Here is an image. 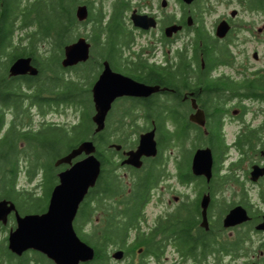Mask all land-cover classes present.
I'll return each mask as SVG.
<instances>
[{
  "label": "flooded vegetation",
  "instance_id": "flooded-vegetation-1",
  "mask_svg": "<svg viewBox=\"0 0 264 264\" xmlns=\"http://www.w3.org/2000/svg\"><path fill=\"white\" fill-rule=\"evenodd\" d=\"M73 2L77 35L65 45L78 38L88 43V59L73 66L88 64L94 67L93 77H85L90 79L86 94L91 102V115L95 112L92 87L105 63L113 72L145 85L158 86V90L147 95L116 97L111 102L101 130L109 127L114 131L127 132L122 141H112L107 145L115 151L116 175H119V169L124 170L123 176L147 175L153 166L155 174L159 175L156 185L145 189L148 193L140 201L141 204H135L133 199L142 190H127L128 197H134L130 198L128 207L136 211L125 242L114 247L110 255L108 253L109 264H113L111 259L116 264H264V230L256 229L264 211L258 208L254 211L253 203L248 201L250 190L257 187V200L264 204V174L256 180H252L250 174L254 166L264 165V85H257L259 88L255 91L246 88L250 82H264V64L257 68L253 64L254 60H264V0ZM232 3L234 5L229 9ZM218 6H224L225 12L217 14L210 25L206 24L204 18L215 13ZM78 8H85L84 18H78ZM118 17L124 33L119 40L123 41L119 42L120 59L114 62L102 57L101 45L93 32L106 33L104 26L114 24V18ZM99 25L103 30H99ZM86 28L87 31L84 30ZM140 38L144 39L143 43H139ZM93 52L96 59L92 58ZM211 54H214L212 63L209 62ZM150 72L173 78L176 85L147 82L137 76ZM206 77L216 78L222 87L214 90L202 85ZM198 81L201 84L197 85ZM174 116L179 123L174 122ZM192 116H200L203 124L196 123ZM182 126L183 131L188 129L184 140L177 135ZM233 127L236 129L233 130ZM152 129L157 154L142 156L140 168L122 164L126 158L124 153L136 148L139 135ZM162 130L173 132L178 138L174 135L167 139L166 134H161ZM214 131H217L216 136ZM130 132H138L137 138L131 139ZM186 141L192 143L187 163L178 148ZM94 145L96 147L95 142ZM198 148L210 149L212 165L209 179L192 172L191 162ZM165 149H171L170 158H164ZM83 157L84 154H81L72 161ZM245 157L246 161L249 160L248 166L241 175L242 180L237 179L234 170L239 167L240 171ZM68 166H55L56 176ZM183 171L190 174L189 179L184 177ZM169 179H174L183 187L182 190L176 189L174 183L160 187L170 182ZM246 183L250 186L247 187ZM229 184L237 187L232 193L239 194L241 198L238 201L228 202L224 196V187ZM154 197L158 203L157 212L147 213L146 208ZM203 198L207 201L205 217L202 212ZM235 206L243 207L248 219L236 222L233 218L225 222V216ZM12 218L14 223L8 232L16 226L13 211L8 214L7 223ZM89 224L85 227L88 228ZM253 236L257 240H253ZM115 250L122 251L120 257L112 256Z\"/></svg>",
  "mask_w": 264,
  "mask_h": 264
},
{
  "label": "trees",
  "instance_id": "trees-1",
  "mask_svg": "<svg viewBox=\"0 0 264 264\" xmlns=\"http://www.w3.org/2000/svg\"><path fill=\"white\" fill-rule=\"evenodd\" d=\"M73 1L0 0V199L13 201L20 213L44 211L50 192L58 182L57 167L54 166L58 147L64 145L68 151L84 139H93L101 171L76 214L73 225L79 237L95 251L93 260L80 264H109L108 249L123 245L136 211L128 207L131 200L127 190H142L133 199L135 204H141L140 201L148 193L145 189L155 186L159 175L155 174L153 166L149 170L150 174L129 175L130 184L127 185L121 176L115 174V151L107 145L112 141H122L127 132L114 131L108 127L94 133L87 87L80 85L82 78L93 77V72L89 73L93 66L90 65V70L85 72L88 64L68 68L60 65L63 46L77 35L72 13ZM104 28L106 33L93 32L94 37L101 45L102 57L117 62L121 53L119 42L123 43L119 40L124 33L120 28L119 17L114 18V24ZM99 30H103L102 25H99ZM44 46L45 50L42 51ZM19 56L32 57L38 73L34 76H9L8 67ZM92 58L96 59L94 52ZM213 60L214 54H211L209 62ZM137 76L147 82L176 85L173 78L154 72ZM202 85L214 90L222 87L216 78L210 77H206ZM257 85L263 87L264 82H250L246 88L255 91L259 88ZM60 103L72 104L79 111L80 106L88 105L90 111H80L81 122L78 125L71 124V132L68 129L70 127L61 124L46 122L41 127L32 126L29 116L32 106L44 112V107ZM174 119V122L179 123L176 116ZM183 127L177 134L180 140H184L188 132L187 128L183 131ZM196 129L199 130L198 127ZM161 134L167 135V139L174 135L178 138L175 133L166 130H162ZM213 134L216 136L217 131ZM21 174L28 182L38 177L39 192L24 185L17 187ZM182 174L189 179L188 172L183 171ZM98 212H102L101 218L91 224L92 217ZM13 223L14 218L6 225L0 223V231ZM87 224L88 228L85 227ZM6 238L0 239V264H53L36 251L15 255L8 250Z\"/></svg>",
  "mask_w": 264,
  "mask_h": 264
},
{
  "label": "water",
  "instance_id": "water-1",
  "mask_svg": "<svg viewBox=\"0 0 264 264\" xmlns=\"http://www.w3.org/2000/svg\"><path fill=\"white\" fill-rule=\"evenodd\" d=\"M78 18L86 16L85 8L77 9ZM89 56V46L85 39L78 38L63 48L60 60L62 67H70L85 61ZM9 76L29 75L38 73L32 57L19 56L8 67ZM158 90V86H149L137 82L120 73L113 72L107 63L92 87V101L95 112L91 115L94 133L104 128V121L111 102L121 95H147ZM198 124H203L200 116H192ZM116 148L118 145H112ZM96 147L92 139H85L71 148L66 154L54 160V166L68 164L69 166L58 172V182L51 190L48 205L44 212L20 215L13 201L0 199V223H7L8 214L15 213V228L7 234V248L17 256L27 250H33L45 255L54 264H80L94 258V248L82 240L73 225L78 207L88 190L94 187L101 171L100 160L95 155ZM264 154V151L262 152ZM84 154L83 158L72 161ZM126 158L122 164L140 168L142 156L150 157L157 154L154 129L141 133L135 149L124 153ZM212 157L209 148H198L192 158L191 168L196 175H205L209 179L211 174ZM251 179L256 180L264 174L262 167L254 166L250 172ZM207 201L203 198L202 207L205 217ZM239 218H237V216ZM236 217V218H235ZM236 222L248 219L246 210L235 206L225 216V222L233 219ZM231 224V223H229ZM256 229L264 230V216L256 225ZM121 250H115L113 257H120Z\"/></svg>",
  "mask_w": 264,
  "mask_h": 264
},
{
  "label": "rangeland",
  "instance_id": "rangeland-1",
  "mask_svg": "<svg viewBox=\"0 0 264 264\" xmlns=\"http://www.w3.org/2000/svg\"><path fill=\"white\" fill-rule=\"evenodd\" d=\"M233 5H234V3L230 4L229 9H231ZM225 10H226V8L224 6H218L216 8L215 13H213L209 17H205L204 18L206 24L209 23V25H210L211 20L214 19L217 16V14L222 13V12H225ZM127 25H129V22L127 23ZM84 30L87 31L88 28H86ZM143 42H144V39L140 38L139 39V43H143ZM137 47L138 46H136V48ZM44 50H45V46L43 47L42 51H44ZM46 53H49V51L46 52ZM262 53L264 54V52H262ZM247 55L250 57V60L253 61V58L251 57V53L248 52ZM253 64L255 65V68H257L258 66L264 64V60H261V59L254 60ZM92 66L93 65H91V67ZM93 69L94 68L92 67L91 68L92 71L89 72L90 74L93 72ZM89 70H90V66H87L84 69L85 72H88ZM89 81H90V79H85L84 78L83 81H80L81 82L80 85L83 86V87H87L89 85ZM247 103H250V101L247 102ZM44 108H45V110H44V112H42L35 105L31 107L30 115L29 116H30L31 124H32L33 127H35V128L41 127V125L43 123L48 122V123L65 125L66 128H68V127H70L71 124H73V125L77 124L78 125V123L81 122V115H80V113L84 109L87 110L88 112L90 111V109H88L89 108L88 105H86L85 107L84 106H80V111H81L80 112L79 109L78 108H75L72 104L65 105V104H62V103L60 105H53L51 107H44ZM7 122H8V120H7ZM72 126L70 128H68L70 130V132L72 131V129H71ZM235 129H236V127H233V130H235ZM68 135H69V132H68ZM69 136H72V133ZM137 136H138V132H136V133L130 132L129 133V137L131 139H136ZM191 144L192 143L190 141H186V142L180 144L179 147H178L179 148V152H180V156H182L185 159V162L186 163L188 162L189 155L191 153V148L189 147ZM170 151H171V149H170ZM170 151H168L167 149H165L163 151L164 158H168V157L170 158V155H171L170 154ZM66 152H67L66 146L63 145V146L58 147V149L56 151V154L59 157V156L65 154ZM251 155H252V153H250V156ZM243 160L244 161H242L241 164H240V167H242L240 169V171H239V167L234 170L235 171L234 177H236L237 179H241V175H242L244 169L248 166V162L247 161H249V160L246 161V157ZM123 172H124V170L119 169V175L125 180L126 184L129 185L130 184L129 177L128 176H123L122 175ZM237 172H239L238 173L239 175H237ZM169 181L170 182H168V183L161 184L160 187H162L164 185L167 186L166 184L172 185L174 183V187L176 189L182 190L183 187L180 186V185H178L174 179H169ZM244 182H246V181H244ZM37 183H38V177H36L32 181L28 182L27 179L25 178V176L23 174H21L19 176V178H18V185H17V187H19V185L20 186L21 185H24L25 187H27V188H29L31 190H35L36 192H39V188L37 187ZM246 185H247V187L250 186L249 183H246ZM236 189H237V187L235 186V184H229L228 186H225L224 187V190L225 191L223 193H224V196L227 198L228 202L231 201V200H232L231 202L238 201L241 198L240 196H238L239 194L236 195V194H233L232 193V191H234ZM257 190H258L257 187L254 188V189H252V190H250V192H249V200L248 201H251L253 203V207L252 208H253L254 211H255L256 208H258L259 211H264V204L260 200H257L258 199L257 198ZM155 197L150 202V204L147 206V208H146V212L147 213H150L151 211H153V213H156L157 212V204L158 203H156ZM130 198H134V197L133 196H130ZM226 198H225V200H226ZM101 213L98 212L97 214H95V216L92 217L91 224H93L96 221H99V218H101ZM150 218L151 217L149 216V219ZM10 226L11 225H7V229H5L4 231H0V239H2V238H4V237L7 236L8 228ZM255 238H257V237L256 236H253V240H257ZM113 248H109L108 249L109 255L113 251ZM111 260H112V263L113 264H116L113 261V259H111Z\"/></svg>",
  "mask_w": 264,
  "mask_h": 264
}]
</instances>
